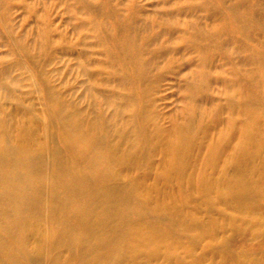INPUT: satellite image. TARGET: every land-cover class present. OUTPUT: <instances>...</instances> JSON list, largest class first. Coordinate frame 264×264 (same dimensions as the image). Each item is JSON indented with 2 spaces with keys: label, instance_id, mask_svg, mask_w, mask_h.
Listing matches in <instances>:
<instances>
[{
  "label": "bare ground",
  "instance_id": "obj_1",
  "mask_svg": "<svg viewBox=\"0 0 264 264\" xmlns=\"http://www.w3.org/2000/svg\"><path fill=\"white\" fill-rule=\"evenodd\" d=\"M217 1L223 7V0ZM259 4V0H234L222 14L221 29L190 37L201 55L200 64L210 65L212 42L213 51L229 58L232 51L249 50L245 60L251 67L233 70L226 82V101L210 108L197 100L207 96L210 74L199 84L188 81L187 107L197 110H188L185 120L173 118L167 128L147 102V90L155 80L151 61L143 58L144 44L111 10L110 32L103 33L102 22L94 28L106 35L102 42L110 57L113 89L97 97L98 82L90 73L87 109L46 84L45 112L31 113L32 107L14 95L16 78L10 70L1 71L0 93L16 99V111L6 112L0 106V264H136L141 258L153 264L159 256L164 258L162 264H193L196 256L189 263L179 257L180 251L192 252L190 244L174 237L184 230L179 224L192 233V242L209 237L206 249L212 254L211 234L225 224L249 230L253 237L264 236V217L255 211L264 197V178H254L257 165H244L250 158L264 164V46L247 45L264 35ZM223 29L228 36L221 40L218 31ZM239 35L244 39L240 44L235 40ZM232 42L237 45L230 46ZM223 110L229 114V130L211 140L207 129L223 122ZM55 117L61 122L59 129L52 127ZM42 135L45 140L40 142ZM195 148L201 156L194 165L190 159ZM156 153L162 155L153 172ZM140 165L144 172L134 173ZM188 165H194L190 172ZM150 172L155 182L148 185L145 176ZM186 172L192 194L199 195L206 211L223 216L225 209L217 207L223 202L234 209L233 214L223 222L212 213L203 220L193 207L194 195L160 185L174 179L181 187ZM150 189L157 192L154 202L146 194ZM259 243L264 248V239ZM220 246L223 262L264 264L251 257L243 260L247 255L242 257L227 237Z\"/></svg>",
  "mask_w": 264,
  "mask_h": 264
},
{
  "label": "rangeland",
  "instance_id": "obj_2",
  "mask_svg": "<svg viewBox=\"0 0 264 264\" xmlns=\"http://www.w3.org/2000/svg\"><path fill=\"white\" fill-rule=\"evenodd\" d=\"M232 1L234 0H223L224 5L220 7L217 0H0V76L3 69L11 71L10 75L16 78L17 83L14 95L24 105L31 106V113L35 112L36 115L45 112L42 90L46 84L61 94L71 96L80 108L87 109L86 91L92 82H89L90 73H95L94 83L98 82L97 86H94L97 97L102 98L103 94H108L113 89L109 82L110 57L104 50L105 42H102V37L106 35L98 34L94 28V24L98 25L96 22H102L105 25L103 33L110 32L113 21L108 12L111 10L123 25L130 27L138 41L144 44L143 58L151 61V78L155 80L147 90V102L158 114L160 125L167 128L173 118L181 120L188 114V110L189 113L195 112V107H187L188 98L185 94L188 81L199 84L206 77V73L210 74V81L205 90L207 96L205 94L197 98L201 106L210 108L226 101V82L232 78L233 70H247L251 67L245 60L249 50L232 51V58H229L213 51L210 42L208 52L211 56L207 64L210 65L206 66L204 62L200 64L201 55L195 52L190 44V37L197 33L202 36L203 32L213 33L221 29L222 14H225ZM259 3L257 11L263 12L264 0H259ZM218 32L221 40L227 38L226 29ZM257 38L256 43L248 41L247 45L264 46V35L261 34ZM235 40L240 44L244 39L239 35ZM229 45L237 43L232 42ZM82 66L86 69L83 70ZM43 77L46 78L45 81ZM7 97L0 93V106L6 112H15L16 99ZM26 112H23L25 116ZM228 116V112L223 110V122L207 129L206 134H209L211 140L216 139L222 130L224 134L229 130L226 124ZM39 121H43L42 117ZM51 122L53 128L61 127V122L56 117L52 118ZM39 140L44 141V136ZM229 140L236 142V135H232ZM193 150L190 161L195 165L201 151L197 148ZM161 155H154L153 172L158 167ZM194 165H188L187 172H190V167ZM244 165H257L254 178H264V164H261L258 158L247 159ZM133 171L140 174L144 172V166L140 165ZM232 171L231 166L228 172ZM187 172L180 180L181 187L174 179L160 185L171 192L180 188L192 194L194 189L188 185ZM154 182L153 173L145 176L146 184L151 185ZM146 194L152 202L157 198L154 189H150ZM192 197L193 207L201 219L207 220L211 213L217 216L214 211L205 210V203L198 194H192ZM217 207L225 209L223 216H217L222 222L234 212L233 208L227 207L223 202H219ZM255 211L264 217V197L259 200ZM237 223L243 224V220H237ZM178 228L184 230L174 237L192 247L191 253L184 250L179 252V257L187 263L196 256L193 264H228L230 260L223 262L220 253L221 241L226 237L230 239L231 245L240 251L242 257L247 255L243 260H249V257L260 262L264 260V248L258 246L264 236L253 237L249 230H234L228 224L213 230L212 249L215 253L212 254L206 249L209 237L202 235L192 242V233L181 224ZM30 240L34 243L33 238ZM159 257L153 264L163 263L164 258ZM136 264L151 263L141 258ZM169 264L180 263L172 261Z\"/></svg>",
  "mask_w": 264,
  "mask_h": 264
}]
</instances>
